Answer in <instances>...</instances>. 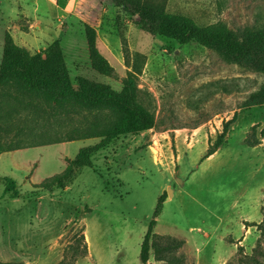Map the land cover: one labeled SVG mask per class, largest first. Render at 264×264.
Listing matches in <instances>:
<instances>
[{
    "label": "rangeland",
    "instance_id": "rangeland-1",
    "mask_svg": "<svg viewBox=\"0 0 264 264\" xmlns=\"http://www.w3.org/2000/svg\"><path fill=\"white\" fill-rule=\"evenodd\" d=\"M157 1L199 25L224 22L259 40L264 56V0ZM135 20L110 2L0 0L1 51L6 32L32 55L58 42L75 89L80 78L127 86L152 120L108 141L64 189L39 184L102 138L0 154V264H142L164 193L150 264H264V65L148 34ZM85 24L96 29L107 74L91 64Z\"/></svg>",
    "mask_w": 264,
    "mask_h": 264
},
{
    "label": "trees",
    "instance_id": "trees-1",
    "mask_svg": "<svg viewBox=\"0 0 264 264\" xmlns=\"http://www.w3.org/2000/svg\"><path fill=\"white\" fill-rule=\"evenodd\" d=\"M103 7L113 3L135 17L136 25L154 36H164L179 44L195 42L216 50L226 59L249 67L264 65L259 40L239 36L224 22L199 25L192 18L167 12L157 0H90ZM91 64L101 74L109 72L106 59L97 48L96 29L85 24ZM75 89L66 59L58 42L43 52L30 54L9 32L4 34L0 59V154L41 145L88 138H102L97 145L79 149L66 168L39 184L46 190L64 189L72 184L82 167H93L92 156L110 140L152 126V120L133 91L125 86L118 92L109 85L80 78ZM119 112L118 116L117 113ZM126 112L125 116H120ZM230 121V120H229ZM229 121L204 158L221 146ZM7 181V190L14 181ZM15 192H13V197ZM166 198L158 199L140 250L142 264H150L151 238ZM264 220L261 222L263 223ZM261 223L247 222L246 228ZM242 250V246H239Z\"/></svg>",
    "mask_w": 264,
    "mask_h": 264
},
{
    "label": "crops",
    "instance_id": "crops-1",
    "mask_svg": "<svg viewBox=\"0 0 264 264\" xmlns=\"http://www.w3.org/2000/svg\"><path fill=\"white\" fill-rule=\"evenodd\" d=\"M2 45V44H1ZM2 51H3V47H2ZM2 51H1V49H0V58H1V55H2Z\"/></svg>",
    "mask_w": 264,
    "mask_h": 264
}]
</instances>
